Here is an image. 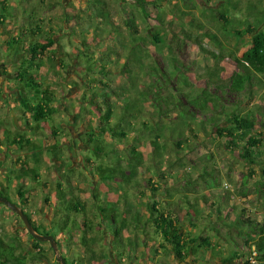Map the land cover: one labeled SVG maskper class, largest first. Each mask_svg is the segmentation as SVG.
<instances>
[{
	"label": "trees",
	"instance_id": "16d2710c",
	"mask_svg": "<svg viewBox=\"0 0 264 264\" xmlns=\"http://www.w3.org/2000/svg\"><path fill=\"white\" fill-rule=\"evenodd\" d=\"M119 1L131 3L141 17L145 20L153 19L157 25L151 31L150 38H145L138 34L133 21L124 22L128 32L125 40L128 39L129 46L121 45L126 50L125 61L119 71L117 68L114 70L118 71L119 76L129 80L140 77L143 89L131 98L124 97L121 106L112 102L113 93H110L108 85L103 81L108 80L109 75L106 74L112 73L108 67L111 61L106 59L96 72L95 60L84 53L88 58L87 72H95L100 76L99 80L86 78L89 92L86 89L82 94L85 104L91 107L90 113L96 117V124L93 120H87L86 127L90 132L85 133V145L90 152L85 159L90 167H94L89 173L96 185L87 186V178L83 180L84 187L90 190L89 205L74 196L72 190L60 188L55 191L57 210L61 217L55 229L63 241L71 239L73 242L77 237L76 243L82 248L84 255L77 261L69 262L64 258L66 264H144L143 260L148 256H151L153 264H160L161 257H171L169 264H251L249 258L252 252L256 253L258 262L264 263V214L262 219L258 220L241 210L230 220L229 212L223 214L221 207L217 205L216 221L221 227L227 228V239L235 242V238L230 236L234 231L236 237L247 244L250 253L247 257L238 250H230L226 256L212 254L214 246L209 236L185 232L179 224V219L173 217L175 201L163 183L165 178L162 176L167 167L175 168L181 163L193 162L194 158H198L200 168L196 169L195 176L189 174L182 178L183 189L188 193L202 185L206 189H217L220 185L219 168L213 162V154H200V148L202 149L204 143L212 142L211 140H215L214 144L218 149H227L230 152L237 150L239 157L246 164H260L256 156L260 155L257 151L262 147L264 134L253 132L259 120L252 114L242 116L237 106L227 109L224 101L226 93L239 96L262 83L264 31L261 26L264 23V13L257 10L251 18L234 19L229 17L227 5L222 4L218 8H212L208 17L200 19L195 15V9H192L194 6L189 9L185 3H173L172 0ZM4 3L0 1L2 11L5 12ZM86 7L83 11L85 23L89 26L94 24V19L99 20L93 27L95 33L96 29L100 30L102 27L109 28L110 35L114 31L117 37L121 36L111 28L113 23L108 0H86ZM254 9L255 5H250V10ZM78 17V14L66 13L67 22L76 21ZM215 22L222 29V37L245 40L248 47L241 56L226 53L225 44L216 34L210 33V26ZM2 24L3 21L0 20V26ZM164 31L166 34H163ZM51 34L52 31H49L46 42H37L29 48V52H21L16 46L17 39L6 42V46L16 57L31 55L29 60L21 61L26 65L18 68L20 73H17L16 78L26 83L25 88L28 90L23 96L22 93L19 94L22 97L20 103L34 120L45 121L55 114L51 107L53 95L47 88L38 84L36 76L30 73L33 69H39L37 58L53 45ZM167 39L176 43L193 44L199 48H206L207 44L217 46L216 59L203 74L191 71V67H184L173 55L167 58L169 62L165 61L169 64H160L151 56L152 53L156 54V51L161 53L163 48L167 47ZM84 46L86 47V43ZM117 52L111 50V54L105 56L109 58ZM159 56L166 60L162 54ZM229 58L234 71L224 79V68L220 64ZM61 63L63 62H57V66ZM67 65H70L69 62ZM195 78H202L204 81V86L198 90L193 88L192 81ZM95 84L99 87H95ZM114 95L118 97L122 94L117 92ZM88 107H80L82 113L87 112ZM198 116L204 120L198 119ZM224 122H227L226 125L222 124ZM130 133L132 138L128 141L126 139H129L127 135ZM151 136L156 138L149 142L153 155L147 160L146 154L136 146ZM107 137L117 142L124 140L125 144H129L131 149L127 152L128 156L118 158L117 150L109 148L105 141ZM180 152L183 154H179ZM35 159L38 161L36 156ZM66 172L64 181L69 185L72 171ZM31 174V168L22 169L17 180L22 182L26 177H31ZM252 176L253 171H250L246 178ZM36 179L37 177L32 176V180ZM99 186L105 187L106 191L103 192ZM261 186L264 188V172ZM128 188L136 193L130 194ZM81 192L84 194L86 191L83 189ZM28 193V188L21 184L17 195L21 197L24 205ZM110 193H121L122 203L108 202ZM239 195L248 196L245 192H240ZM226 199H229V196ZM197 216V211L193 212V215L187 214L191 219ZM36 231L41 232L39 229ZM216 233H219L218 230ZM43 234L49 235L48 232ZM54 235L56 239L57 234ZM107 236L108 242L105 239ZM158 237L160 240L156 241ZM150 243L153 245L149 246ZM40 244L41 242L34 241L32 253L26 256L29 249L21 246L19 240L4 242L0 239V264L48 262L46 256L40 252ZM60 247L61 242L57 241V248ZM144 248L148 249L147 252Z\"/></svg>",
	"mask_w": 264,
	"mask_h": 264
},
{
	"label": "rangeland",
	"instance_id": "374dc122",
	"mask_svg": "<svg viewBox=\"0 0 264 264\" xmlns=\"http://www.w3.org/2000/svg\"><path fill=\"white\" fill-rule=\"evenodd\" d=\"M5 2V12L2 11L0 5V20L3 21L0 26V64L4 65V70L9 72L18 71V63L24 62L31 58L29 54H23L21 57H16L13 51H10L6 46L7 41L18 40L16 46L22 50L29 52V48L38 43H45L46 37L49 36V31H52L51 37L53 45L48 47L40 57L37 58L39 69H33L30 73L36 78L38 84L43 88H47L53 95L51 101V107L55 110V114L52 116L51 125L53 130L59 125L66 126L73 122V131L76 136L78 129L83 135L84 150L83 154H41V163L36 168V165H31L32 173L31 177H26L24 181L10 182L11 191H18L21 184L28 188L29 193L26 195V204L23 205V210L28 219L37 226L41 231L48 232L49 235L55 236L56 240L61 242V247L58 249V255L62 258L68 259V261H77L82 258V248L77 242V237L72 242L71 239L66 241L62 240L61 235L57 232L55 227L60 222V212L57 210L58 201L55 197V191L62 188L64 190H72L74 196H77L82 201L89 205L90 190L84 187L83 180L87 178V186L96 185V182L91 177L89 171L93 170V166L90 167L86 163L85 157L90 154L88 147L85 145L86 135L90 131L86 127L87 120H93L96 124L95 116L90 113L91 107L82 98V94L87 89L89 79H100L98 73H88L86 70V56L92 57L95 60L94 68L97 72L98 68L106 59L111 62L108 63V67L112 71L111 74H106L108 80L103 79L106 85H108L112 102L121 106L124 97L131 98L133 95H138L141 87L142 79L135 78L129 80L126 77L119 76L117 72L120 70L121 65L125 61L126 50L121 45H128V39L125 36L128 35L124 22L133 21L136 24L138 34L147 38H150V33L156 28V22L153 19L145 20L141 17L140 13L133 7L131 3L120 2L119 0H108L111 11V22L116 31L121 36L117 37L114 31L111 35L108 34L109 28L100 30H94L95 23L98 24L99 20L94 19L93 23L89 26L85 23V16L83 11L86 7V0H0ZM172 0L173 3L186 4L195 11V15L200 19L208 17V14L212 8H218V6L225 4L228 9L230 18L245 20L251 18L257 13V10L264 13V0ZM218 4V5H217ZM229 5V6H228ZM232 5V6H231ZM236 5V6H235ZM250 5H255L256 9L250 10ZM231 6V7H230ZM235 6V7H233ZM64 13V14H63ZM66 13L78 14L76 21H66ZM63 15V17H62ZM231 26V25H230ZM39 28V29H37ZM231 27H228V29ZM261 30L264 31V23L261 26ZM7 35H5L6 33ZM34 33V34H31ZM5 33V34H4ZM210 33L216 34L222 43L225 44L226 53H233L239 57L247 49L245 40L237 39L236 37H222V29L219 28L217 22L210 26ZM163 34H166L165 31ZM98 35V36H97ZM97 36V37H96ZM117 37V38H116ZM124 37V38H123ZM169 37V35L167 36ZM116 38V39H114ZM86 43L84 46L83 41ZM206 48H199L193 44L176 43V41H170L167 39L166 46L161 53L153 54V57L160 64L165 66L170 60L167 58L173 55L178 62L184 67H191V71L203 74L208 66L216 59L217 46L207 44ZM117 46V47H116ZM111 50H117L116 54L113 53L109 58H106L105 54H109ZM25 53V52H24ZM86 56H85V54ZM111 54V53H110ZM162 54L166 60H163L159 55ZM24 59V60H23ZM63 62L61 65L57 62ZM166 61V62H165ZM21 62V63H22ZM69 62L70 65H67ZM25 65V63H22ZM221 67L224 68L223 78L229 77L233 71V63L231 59H225L221 62ZM133 67V65H132ZM117 68L118 71L114 70ZM136 70V69H135ZM143 74V73H142ZM140 74V76H142ZM61 76V78H60ZM133 81V82H132ZM131 82V83H130ZM9 88H16L17 84L11 80L7 81ZM130 83V84H129ZM193 83L194 90L202 88L204 81L202 78H195ZM95 87L99 85L95 84ZM133 88V89H132ZM78 89V90H77ZM21 91V88H20ZM87 92L89 90L87 89ZM121 92L122 95L115 96L114 93ZM88 95V93H87ZM13 99L9 102L15 109L11 113L21 115V110L18 104ZM225 107L227 109L237 106L242 116L252 114L259 121L253 128L254 133L264 134V78L262 77V83L253 87L251 90L241 93L239 96H230L225 94ZM86 106L89 108L87 112L81 111L80 107ZM10 119V115L0 110V120ZM204 120L203 117H197ZM261 118V119H260ZM131 121V120H130ZM227 122L222 124L226 125ZM3 128L10 127L7 124L2 126ZM78 131V132H79ZM1 133V130H0ZM65 137L69 139L68 131L63 132ZM126 139L130 141L132 134H128ZM156 137L151 136L143 139L136 146L137 149L146 154L147 160L151 158L152 148L149 144L150 141ZM70 140V139H69ZM123 140V139H122ZM109 148L116 149V155L121 158L128 156L127 152H130L131 146L125 144V141L117 142L116 140L107 137L105 139ZM212 142L204 143L202 149L200 148V154L212 153L213 162L219 168L218 177L220 179V185L217 189H206L204 185L198 186L191 193L185 192L183 189L184 181L183 177H187L189 174H196L198 168H200V162L198 158H194L193 162L181 163L175 168L167 167L162 172L164 184L172 193L175 205L173 210V217L179 219V224L182 225L185 232H190L193 235L200 234L201 236H209V239L214 246L212 254L218 256H226L230 250H238L248 256L250 253L249 247L245 244L241 238L236 237V233L233 231L230 235L235 238L233 243L227 239V228L221 227L220 223L216 221L215 208L219 205L223 214L229 212L230 220L234 215L238 214L241 210H245L248 215L260 220L264 214V188L261 186L263 183L264 172V137L262 139V147L258 149L256 156L257 160H260V164L250 165L246 164L236 151L230 152L229 150L218 149ZM133 145V143H132ZM184 152V151H183ZM180 152L179 154H183ZM29 160V157H26ZM61 162V166H56ZM98 162L96 161L95 164ZM68 164L70 166L66 167ZM72 165V166H71ZM65 167V169H63ZM71 172L69 185L65 184L66 171ZM197 169V170H196ZM253 171L251 178H246L248 172ZM32 176L37 177L36 180H32ZM180 177V178H179ZM246 180V183L243 184ZM2 181V178L0 179ZM15 186V187H14ZM68 186V187H67ZM13 187V188H12ZM67 188V189H66ZM102 191H106L105 187L99 186ZM85 190L83 194L81 191ZM81 190V191H80ZM130 194L136 193L131 188H128ZM240 192L248 194L247 197H241ZM183 194H185L183 197ZM229 196V199L226 197ZM121 193H110L108 195V202L118 201L122 203ZM137 197V195H136ZM10 198H12L10 194ZM140 198V197H138ZM145 202V200H143ZM136 202H139L136 200ZM213 204H215L213 206ZM234 208V209H230ZM197 211L198 216L188 218L187 214ZM193 220V221H192ZM227 221V220H226ZM192 222V223H191ZM228 222V221H227ZM20 226L22 222L20 218H17L15 214L8 211L3 205L0 204V237L6 242H13L16 237L19 239L21 246L26 249L29 248L30 237L27 232H21ZM218 230L219 233H216ZM220 236V237H219ZM108 242V236L105 237ZM159 237L156 241H159ZM33 244V242L31 243ZM150 243L149 246H152ZM41 253L46 256L47 261L32 262L30 264H56V256L49 248L48 243L40 244ZM146 249V248H144ZM148 249L144 250L147 252ZM33 249L26 253L29 256ZM105 251V249H104ZM144 256L146 257L145 253ZM172 260L171 257H161L160 264H169ZM144 264L151 263V256L146 257ZM189 262V260H188ZM59 264V263H57ZM186 264V263H185ZM215 264V263H210ZM218 264V263H216Z\"/></svg>",
	"mask_w": 264,
	"mask_h": 264
},
{
	"label": "flooded vegetation",
	"instance_id": "af4514ba",
	"mask_svg": "<svg viewBox=\"0 0 264 264\" xmlns=\"http://www.w3.org/2000/svg\"><path fill=\"white\" fill-rule=\"evenodd\" d=\"M22 65L23 64L21 62L18 63L19 68L22 67ZM3 68L4 65L0 64V110L3 112V114L4 112L9 114L10 119H8L7 122L5 118L0 120V179L2 178V181L0 180V197L7 199L10 203L20 207L23 210V205H21L23 201L21 200V197L17 195L15 190L11 191V185L9 186L10 182L11 184L14 182V180L16 183L18 182L17 178L22 169H29L32 164L36 165L37 168L41 163V154L53 155L62 154L63 152L71 155L75 153L83 154V135L79 131V126L78 129L75 130L77 132L76 136L74 135V131L72 130L73 122L66 126L59 125V127H55L53 130L54 126L51 125V122L53 121L52 117L45 121L32 119L27 110L20 103L22 97H20L19 94L22 93L23 96L28 90L25 88V81L16 78L17 73H20V70L14 73L9 72L7 69L3 71ZM10 80L17 84L16 88L8 87L7 81ZM29 97H31V95H29ZM11 99L16 101L15 103L18 104L22 112L21 115L18 116L16 115L17 113H14L13 119L11 113H13L15 109L11 104H9ZM15 118L17 120V125L14 124ZM4 124H7L10 127L3 128L2 126ZM65 130L68 131L70 140L63 136V132ZM27 156L29 157L28 161L26 160ZM35 156L38 161L35 159ZM56 166H61V162L57 163ZM63 169H65V167ZM10 194L13 199L10 198ZM1 205L4 206V204ZM4 207L10 211L6 206ZM16 216L19 218L18 215ZM29 222L35 231L36 229H39L37 226L33 225L30 220ZM20 229L21 232H27L23 223L22 226H20ZM43 233L44 231H41L39 234L44 235ZM29 237L30 249L27 251L32 250L34 241H37L30 235ZM0 239L2 238L0 237ZM14 240L19 239L15 237L12 241L14 242ZM3 241L6 242L5 240ZM55 241L57 243L56 239ZM32 242L33 244H31ZM42 243L44 242H41V244Z\"/></svg>",
	"mask_w": 264,
	"mask_h": 264
},
{
	"label": "water",
	"instance_id": "95a60500",
	"mask_svg": "<svg viewBox=\"0 0 264 264\" xmlns=\"http://www.w3.org/2000/svg\"><path fill=\"white\" fill-rule=\"evenodd\" d=\"M14 124L17 125L16 118L14 119ZM0 204H4V206H6L11 212H13L14 214L19 216V218L21 219L26 231L28 232V234L33 239H35L39 242H48L50 244V247L52 248V250L56 256L57 263L66 264L65 259L58 255L57 243H56L55 238L53 236L41 235V234L37 233L34 230V228L32 227L31 223L29 222V219L26 216V214L24 213V211L20 207L10 203L7 199L0 197Z\"/></svg>",
	"mask_w": 264,
	"mask_h": 264
},
{
	"label": "built area",
	"instance_id": "2783aa9c",
	"mask_svg": "<svg viewBox=\"0 0 264 264\" xmlns=\"http://www.w3.org/2000/svg\"><path fill=\"white\" fill-rule=\"evenodd\" d=\"M251 254H252L251 257L249 258V262L251 264H264V263L258 262L256 260V253L255 252H252Z\"/></svg>",
	"mask_w": 264,
	"mask_h": 264
}]
</instances>
